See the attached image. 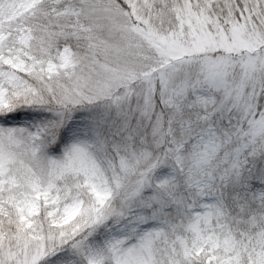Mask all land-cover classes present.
Masks as SVG:
<instances>
[{"label": "snow or ice", "instance_id": "obj_1", "mask_svg": "<svg viewBox=\"0 0 264 264\" xmlns=\"http://www.w3.org/2000/svg\"><path fill=\"white\" fill-rule=\"evenodd\" d=\"M0 264H264V0H0Z\"/></svg>", "mask_w": 264, "mask_h": 264}]
</instances>
